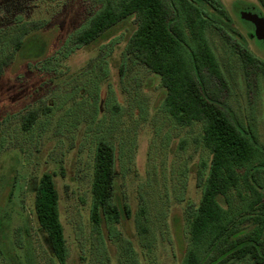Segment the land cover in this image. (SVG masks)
I'll return each instance as SVG.
<instances>
[{"label":"rangeland","instance_id":"1","mask_svg":"<svg viewBox=\"0 0 264 264\" xmlns=\"http://www.w3.org/2000/svg\"><path fill=\"white\" fill-rule=\"evenodd\" d=\"M195 1L219 24L206 31L225 85L216 92L218 100L241 129L256 130L255 145L264 150V76L247 78L233 47L264 64V5L213 0L209 8ZM99 6V0H0V51L7 46L0 59L10 54L0 73V264H58L33 213L35 187L46 171L54 174L59 195L65 264H100V259L120 264L126 241L135 264L182 262L189 211L199 200L205 173L200 167L197 177L195 166L207 160L199 142L201 125L175 124L162 106L159 79L125 56L136 27L133 17L93 45L68 48L69 35ZM21 30L29 32L14 51L12 39ZM186 39L190 42L189 34ZM112 97L118 113L110 111ZM32 109L38 116L22 130V118ZM102 137L116 148L115 192L130 210L113 225L115 237L101 229L104 255L89 219L93 154ZM141 206L145 239L137 227Z\"/></svg>","mask_w":264,"mask_h":264},{"label":"trees","instance_id":"2","mask_svg":"<svg viewBox=\"0 0 264 264\" xmlns=\"http://www.w3.org/2000/svg\"><path fill=\"white\" fill-rule=\"evenodd\" d=\"M201 1L214 8L213 0ZM257 1L264 5V0ZM99 2V8L86 24L69 35L67 42L72 41L73 46L68 48L93 45L103 33L133 17L136 27L127 38L125 56L159 79L163 88L162 106L175 124L201 125L199 142L207 160L201 159L199 166H195L197 177L202 172L200 167L205 168V173L199 184V200L189 211L188 245L181 264H264V150L255 145L256 130L250 125L241 129L218 100L216 92L223 91L225 85L206 31L209 27L218 28L219 24L195 0ZM28 32L21 30L13 36L14 51ZM3 45L5 48L1 49L5 52L7 46ZM233 47L247 78L258 72L264 76V64L247 50ZM7 60L0 59V73ZM93 63L98 69L97 63ZM104 68L102 73L106 71ZM97 88L96 85L93 92L95 101ZM111 102L110 111L118 113L113 97ZM37 116L36 110L27 111L21 121L22 130L30 129ZM116 160L115 146L103 137L98 139L93 154L89 219L102 249L101 229L105 227L108 237H115L118 233L113 225L130 216L127 204L115 192ZM33 213L53 258L58 264H65L68 249L52 172H43L38 179ZM145 213L141 206L142 222H137V227L143 239L148 231ZM100 253L104 255V249ZM99 261L105 264L103 259ZM119 263H137L129 241L122 246Z\"/></svg>","mask_w":264,"mask_h":264}]
</instances>
